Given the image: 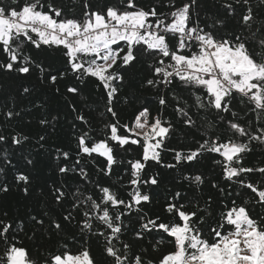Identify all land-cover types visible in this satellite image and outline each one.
I'll return each mask as SVG.
<instances>
[{"label":"snow or ice","instance_id":"6c2138e0","mask_svg":"<svg viewBox=\"0 0 264 264\" xmlns=\"http://www.w3.org/2000/svg\"><path fill=\"white\" fill-rule=\"evenodd\" d=\"M256 147L264 0H0V264H264Z\"/></svg>","mask_w":264,"mask_h":264},{"label":"trees","instance_id":"16d2710c","mask_svg":"<svg viewBox=\"0 0 264 264\" xmlns=\"http://www.w3.org/2000/svg\"><path fill=\"white\" fill-rule=\"evenodd\" d=\"M210 2H211V0H208L209 4H210ZM64 3L71 6V0H64ZM137 94H138V96H140L142 98L147 97L149 99H151L154 95V93H152L151 91L140 92L139 90H137ZM25 106H27L26 102H25ZM151 107H152L153 111H155L157 106H156V104H152ZM52 108H53L52 115H55L56 114V108H57L55 101L52 102ZM120 108H121V116L123 118H127L128 116H130L132 114V107H125V106L121 105ZM166 115L169 116L170 118H172L173 120H175V115L171 110V105L166 110ZM176 126H177L178 132H177V136L174 137L173 143L175 145H179V144L184 142L181 139V135H180L184 131V129L180 123H177ZM24 127H26V129L30 132L40 131V129L34 124L24 125ZM67 136H68L67 125H64L62 128H58L57 132L53 135L52 140H50L49 143L51 144L53 141L66 142ZM259 159H264V149L256 147L254 149L253 153L248 157V160H249L250 164H254ZM166 162H171V154L170 153L166 155ZM196 167L198 169H200L201 171H203L206 175H213V173L210 172V168H211L210 163H202L200 165H197ZM119 172H120V170H117V175L119 174ZM47 174H48L47 168L42 167L40 170L41 181L47 176ZM112 179L115 180L116 175H114L112 177ZM37 186H39V182H38ZM204 192L206 194L205 199H206L207 194H213V195L215 194L214 190H212L207 185L204 187ZM164 195H166V194L162 192L161 195L157 196L156 199L162 201ZM249 195H250V193H249ZM33 203H35V198L33 199ZM19 204H20V196L15 191L9 193L7 196L0 197V206L7 207L9 209H14L16 206H19ZM256 211H260V209H256ZM31 228H32V225H27L26 231L30 232ZM38 239H39V237H38ZM45 243H48V241H45Z\"/></svg>","mask_w":264,"mask_h":264}]
</instances>
